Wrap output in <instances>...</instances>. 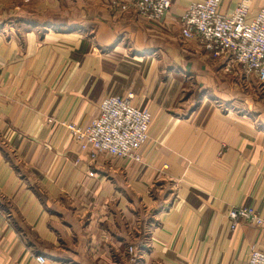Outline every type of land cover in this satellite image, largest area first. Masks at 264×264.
<instances>
[{
  "label": "crops",
  "instance_id": "obj_1",
  "mask_svg": "<svg viewBox=\"0 0 264 264\" xmlns=\"http://www.w3.org/2000/svg\"><path fill=\"white\" fill-rule=\"evenodd\" d=\"M195 1L154 22L132 0H0V264H130V247L249 264L264 247L227 215L264 217V82L183 37ZM129 94L152 114L142 162L91 160L67 125Z\"/></svg>",
  "mask_w": 264,
  "mask_h": 264
},
{
  "label": "built area",
  "instance_id": "obj_2",
  "mask_svg": "<svg viewBox=\"0 0 264 264\" xmlns=\"http://www.w3.org/2000/svg\"><path fill=\"white\" fill-rule=\"evenodd\" d=\"M260 1L261 6L253 10V0H238L235 11L224 15L220 12L222 0H197L181 18L182 35L197 41L214 58H227L238 65L245 76L264 82V0ZM173 2L132 0V5L138 15L160 22ZM151 123L150 111L139 108L134 95L129 94L106 97L99 106V115L90 124L85 127L68 124L67 128L79 149L93 161L107 156L140 163ZM227 215L233 230L244 222L264 231V217L255 207H232ZM141 250L129 248L130 264H139ZM37 260L45 262L42 257ZM249 264H264V247L253 249Z\"/></svg>",
  "mask_w": 264,
  "mask_h": 264
}]
</instances>
